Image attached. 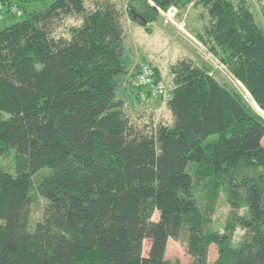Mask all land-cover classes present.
Wrapping results in <instances>:
<instances>
[{"label":"trees","instance_id":"1","mask_svg":"<svg viewBox=\"0 0 264 264\" xmlns=\"http://www.w3.org/2000/svg\"><path fill=\"white\" fill-rule=\"evenodd\" d=\"M0 2V154L14 149V171L0 166V264H183L164 257L169 237L185 241L187 264H207L210 244L212 264H264V115L183 55L169 65L171 121L138 127L116 97L127 67L117 0ZM198 4L206 22L193 34L264 112V22L250 0H127L125 13L145 24ZM69 13L80 22L53 34ZM36 195L47 202L31 225Z\"/></svg>","mask_w":264,"mask_h":264},{"label":"rangeland","instance_id":"2","mask_svg":"<svg viewBox=\"0 0 264 264\" xmlns=\"http://www.w3.org/2000/svg\"><path fill=\"white\" fill-rule=\"evenodd\" d=\"M127 0H117L118 8L122 11V23L124 26V56L127 62L128 78L130 83L134 81L136 67L144 62L155 64L159 67L161 79L164 81L165 90L158 95H152L147 91H142L144 96L140 99L134 98L127 91H124L121 86L116 87V97L123 100L125 113L130 121L136 126L156 122L158 120L170 122L171 113L164 103V95L169 87L168 78L169 65L177 58L183 55H189L197 58L203 64H207L214 72L215 76L228 83L232 88L243 97L246 104L253 111L264 115L256 103L251 99L248 92L243 86L232 76L229 70L223 65L205 45L193 34L192 27L201 28L206 22V18L202 17V6L189 5L182 14H176V8L171 5L166 9L158 8L159 15L150 22L139 24L132 21L125 13V5ZM252 8L255 11L256 18L259 22H264L261 9L264 8V0H250ZM81 16L76 13L65 14L62 19L54 20L52 23V32L55 35H69V26L77 25L80 22ZM8 21L0 20V27ZM120 75V74H119ZM118 75V78H119ZM121 76V75H120ZM117 81H120L117 79ZM136 83V82H135ZM119 85V82H118ZM132 85V83H131ZM129 87V86H128ZM162 95V96H161ZM216 133L208 135L205 140H210L216 137ZM264 144V136L262 138ZM14 149L9 148L6 152L0 154V166L8 172L14 171ZM49 168L42 166L34 174H32V188H35L42 174L47 173ZM37 202L32 204L30 223L34 224L41 217L42 209L47 200L39 195H36ZM228 210V203L223 194L217 201L216 208L212 214L213 227L221 229ZM155 216V214H154ZM0 218V222H1ZM244 229L237 227L233 241L236 243ZM148 239L144 241V251L147 250ZM216 246L210 244L208 248L207 264H212L216 257ZM165 258L173 260L179 259L181 263L187 264L191 260V256L186 250L185 241L181 239L168 238L165 248Z\"/></svg>","mask_w":264,"mask_h":264},{"label":"built area","instance_id":"3","mask_svg":"<svg viewBox=\"0 0 264 264\" xmlns=\"http://www.w3.org/2000/svg\"><path fill=\"white\" fill-rule=\"evenodd\" d=\"M0 2V8L1 6ZM12 12H16L17 14L20 13L19 9L15 5L10 6ZM3 11V9H2ZM3 13H0V16H2ZM136 84L140 86V95L144 96L142 91H147L152 95H158L164 92L165 85L164 81L160 79H156L152 70V67L149 63L142 62L137 69L136 76H135Z\"/></svg>","mask_w":264,"mask_h":264},{"label":"crops","instance_id":"4","mask_svg":"<svg viewBox=\"0 0 264 264\" xmlns=\"http://www.w3.org/2000/svg\"><path fill=\"white\" fill-rule=\"evenodd\" d=\"M128 69H126V71L124 73H121L119 75V78L117 77V79H119L120 81L119 82V87L121 86V88L124 90V91H127L130 95L132 96H141L140 95V89H137V87L135 85H133V82L132 85L130 83V80L128 78ZM134 83H135V79H134ZM136 84V83H135ZM129 86V87H128ZM133 89V90H132ZM139 90V91H138ZM142 97V96H141ZM135 98V97H134Z\"/></svg>","mask_w":264,"mask_h":264}]
</instances>
